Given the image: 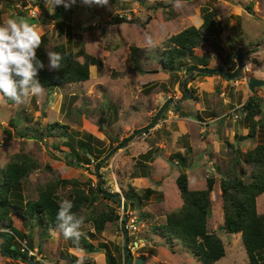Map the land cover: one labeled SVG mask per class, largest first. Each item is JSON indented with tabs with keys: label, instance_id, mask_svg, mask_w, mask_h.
Here are the masks:
<instances>
[{
	"label": "rangeland",
	"instance_id": "obj_1",
	"mask_svg": "<svg viewBox=\"0 0 264 264\" xmlns=\"http://www.w3.org/2000/svg\"><path fill=\"white\" fill-rule=\"evenodd\" d=\"M245 6H252L253 13L249 14ZM35 7L41 9L38 17L30 12ZM204 7L216 10L224 32L219 38L209 37L196 55L207 62V68L223 69L228 55L235 59L240 50H246L243 74L229 81L221 75L197 76L196 72L191 79L186 71H177L181 83H176L177 78L162 69L160 54L171 36L191 26H202ZM70 10L72 13L65 17L70 34L60 38L54 22L45 18V12L49 11L43 0H0V24L10 18H26L42 35L49 36L48 51H53L57 43H65L75 51L84 47L103 64L90 68L87 82L45 89L44 95L30 99L24 106L9 105L0 96V170L15 155L34 159L38 169L31 175L25 192L31 199L37 198L38 186L58 177L79 181L83 186L94 187L104 182L107 197L120 194L124 202L125 192L132 188L138 196L146 189L155 190L149 200L139 202L136 197L129 211L122 206L118 209L121 214L125 212V218L137 220L140 229L137 239H143L146 246L139 250V256H134L145 255L147 264H201L182 243L174 241L172 247L166 238L152 234L151 228L165 222L166 215L182 205L176 184L181 172L187 173L192 190L205 189L207 178L213 176L217 183L211 195L213 211L208 230L218 234L226 250V256L216 264H248L241 234L230 235L221 229L224 219L220 183L230 171L236 173L235 163L244 166L248 174L251 171L231 145H238L244 154L264 144V86L253 92L248 86L250 78L264 80V0H185V7L180 10L168 0H149L145 4L136 0H109L104 6L85 5L77 0ZM117 18L130 23L116 24ZM145 33L153 34L159 47L147 51L143 47ZM193 63L190 60L186 64ZM183 82H187L186 88H182ZM181 88L191 97L184 98ZM253 95L262 100L263 114L258 134L252 139L246 137L244 112H238L241 118L235 119L230 103L225 100L231 98L241 103ZM194 97L198 100H193ZM170 100L181 111L169 105L153 128L138 133L152 125ZM55 122L69 126L73 144L79 150L80 140L89 141L94 153L103 160L99 172L96 162L67 166L56 160L55 155L61 153L55 147L68 149L64 145L66 138L47 133L48 126ZM203 129L206 130L202 132ZM89 136L95 140L90 141ZM179 153L188 159L186 168L169 162L171 156ZM70 192V188L61 189V201L69 200ZM107 204L113 202L103 197L95 201L98 210ZM257 206L259 214L264 215V195L257 199ZM142 216L147 218L144 220ZM86 224L89 227L82 229L86 237L96 245L107 243L119 255L115 246L123 247L127 239L118 223L107 224L101 236L95 234L92 223ZM16 229L31 238V245L29 239L25 240L43 258V262L34 260L40 264H68L63 256L74 249L70 240L50 231L48 236L33 222L16 221ZM135 238L130 236L129 240L134 242ZM3 244L0 239V264H28L7 256L2 251ZM82 254L77 257H85V264H107L101 258L103 252Z\"/></svg>",
	"mask_w": 264,
	"mask_h": 264
},
{
	"label": "trees",
	"instance_id": "obj_2",
	"mask_svg": "<svg viewBox=\"0 0 264 264\" xmlns=\"http://www.w3.org/2000/svg\"><path fill=\"white\" fill-rule=\"evenodd\" d=\"M136 1L145 4L149 0ZM244 9L249 14L253 13L252 6H245ZM70 13H72L71 10H66L63 6L56 7L54 15L45 12V18L54 22L60 38L70 34L69 26L65 20V17ZM217 16L216 10L204 7L202 8L204 22L200 28L191 26L179 34L171 36L166 41V47L160 54L159 62L164 71L177 78L176 83H181L179 73L174 71L178 68H181V71H186L191 79L196 75L213 76L203 73L194 75V73L196 69L208 67L207 62L196 55L197 51L202 48L209 37L219 38L224 32L222 23L217 19ZM132 23H135V20ZM42 39L43 43L37 50V56L47 65V52L51 40L47 34L42 35ZM217 46L220 48L219 45ZM53 51L64 56L61 71L51 72L45 68L39 71L37 76L40 83L48 90L67 84L87 82L90 79V68L103 65L100 60L89 54L84 47L75 51L74 48L65 43H57L53 46ZM227 59V62H225L227 65L223 70L234 74L238 68V63L233 60L232 55H228ZM235 59L237 60V56H235ZM190 60H194V63L186 64ZM215 75L220 76V74ZM248 75L252 77L251 74ZM186 87L187 82L184 83L182 88ZM181 92L185 98V94L183 91ZM4 99L9 105H15L11 100L5 97ZM193 100L198 99L194 97ZM243 110H245L242 116L247 129L246 137L253 139L257 136L262 123V100L254 95L250 96L245 102ZM177 111L180 112L181 108L179 107ZM11 124L14 125L13 120ZM7 132L9 133L8 130ZM47 133L50 136L67 139V142H64L67 151H63L59 146L55 147L61 153V155H55L56 160L63 161L67 166L91 165L96 162L97 165L102 167L103 160L94 153L89 141L80 140V150L76 148L73 144L74 138L69 126L55 122L48 126ZM26 135L28 136V134ZM88 139L90 141L95 140L93 136H89ZM231 148L237 155H240L243 165L249 166L251 171L248 174L244 166L235 163L236 173L230 171V174L221 180L224 231L230 235L241 234L248 255V264H264V215L259 214L257 206V199L264 195V144H258L244 154L238 145H231ZM151 150L153 151V147ZM101 151H99L100 154ZM150 153L151 151L146 154V157L147 155L150 156ZM169 162L186 168L188 159L179 153L171 156ZM37 169L38 164L31 157L15 155L7 166L0 170V235L8 238L6 251L12 256L22 255L27 257L26 254L20 252V245L16 238L20 240L27 238L30 240L29 244L31 245V238L16 229V221L33 222L37 227L45 230L46 235H48L50 229L55 228L58 223L56 215L61 202L59 196L61 189H71L69 200L74 205L72 211L78 215H83L86 223H92L96 235L101 236L107 230V224L109 223H118L119 225L121 214L118 209L121 208V205L116 199L107 197L108 192L103 190L102 185L104 182L101 181L93 187L91 185L83 186L79 181L58 177L43 186H38L36 199L28 197L25 192L30 183L31 175ZM48 169L52 170L51 167H48ZM245 177H247V180ZM216 183V179L209 176L205 189L192 190L187 173L181 172L176 179V184L181 195L182 205L178 209L170 211L166 215L165 222L155 224L151 228L152 234L166 238L172 247L174 241L182 243L201 264H216L226 256L223 240L217 233H210L208 230V221L213 211L211 195ZM134 192V188L125 192L126 211H129V208L135 205L134 199L136 197L139 202L149 200L156 191L149 188L141 196ZM116 195L120 197V194ZM99 197L112 201L113 205L107 204L103 209L98 210L95 201ZM142 217L144 220L147 218L146 216ZM122 221L125 222V219ZM149 239L151 240L152 237H149ZM70 241L74 249L83 250L86 253L103 252L107 264H129L130 262L132 254H126L123 247L115 246L119 254L116 256L107 243L96 245L85 235L80 238L78 244L73 240ZM121 255L123 256V262L121 261ZM77 258L69 252L63 256V259L68 261L69 264H77ZM140 258L144 261L147 259L145 255L140 256Z\"/></svg>",
	"mask_w": 264,
	"mask_h": 264
},
{
	"label": "clouds",
	"instance_id": "obj_3",
	"mask_svg": "<svg viewBox=\"0 0 264 264\" xmlns=\"http://www.w3.org/2000/svg\"><path fill=\"white\" fill-rule=\"evenodd\" d=\"M85 5H107L109 0H81ZM50 14H55L58 6L70 10L77 0H43ZM175 9L185 7V0H168ZM43 43L42 34L37 27L26 18H10L0 24V96L11 100L17 106L27 105L30 99L39 98L45 93L44 86L37 79L39 71L47 68L51 72H59L64 56L58 52L48 51V63L40 60L37 50ZM143 47L152 51L159 47L153 34H144ZM71 200L64 199L59 203L56 215L57 224L50 229L52 235H62L65 240H73L77 244L85 235L82 229L88 228L83 215L73 212ZM133 256V255H132ZM135 258V257H134ZM85 257L77 258V264H84Z\"/></svg>",
	"mask_w": 264,
	"mask_h": 264
},
{
	"label": "water",
	"instance_id": "obj_4",
	"mask_svg": "<svg viewBox=\"0 0 264 264\" xmlns=\"http://www.w3.org/2000/svg\"><path fill=\"white\" fill-rule=\"evenodd\" d=\"M122 23H130L127 19L125 18H117L116 19V24H122ZM246 52V50H240L237 54V59H238V68L236 70V72L234 74L232 73H228L226 71H224L223 69H219V68H215V69H210V68H199L196 69L195 72L196 73H203V74H208V75H215V74H220L221 76H223L224 78H226L229 81H233L238 79L242 74H243V69H244V53ZM181 68L175 69V72H181ZM184 82L181 84V86L183 87ZM248 86L251 92H253L256 88L262 87L264 86V80L261 79H257V78H250L248 80ZM183 93L185 94V97L190 98L191 96L188 95V93L182 89ZM173 104L176 108H178V105H175L174 100H170L165 106L164 108L159 112V114L156 116L154 122L152 123L151 126L144 128L143 130L139 131L138 133H145L146 131H149L151 128L154 127V125L156 124L157 120L159 119L160 115L162 114V112L164 111L165 108H167L169 105ZM245 113V110H244ZM132 139V138H130ZM97 171L99 172V165L97 167ZM109 195V194H108ZM112 198L116 199L118 201V203L122 206L123 210L126 211V205L124 203V200L122 198H120L117 195H113ZM221 229H225L224 226L221 227ZM0 237L4 240V244L2 245V251L9 257L13 258V259H17V260H22L25 261L28 264H40L38 261L32 259V258H28V257H24L22 255H18V256H12L8 251H6V246L8 245V238L6 236H2L0 235ZM126 244H128V241L126 242ZM126 254H130L129 250L126 247ZM129 264H146V261H144L142 258L137 257L134 258V256L131 255L130 257V262Z\"/></svg>",
	"mask_w": 264,
	"mask_h": 264
},
{
	"label": "built area",
	"instance_id": "obj_5",
	"mask_svg": "<svg viewBox=\"0 0 264 264\" xmlns=\"http://www.w3.org/2000/svg\"><path fill=\"white\" fill-rule=\"evenodd\" d=\"M31 15L33 17H38V13H41V9H39L38 7H35L34 9H32L31 11ZM238 110H233V115L235 119H240V115L238 114ZM121 214V213H120ZM125 212L122 211L121 214V220L119 222V229L122 233V236L124 238L127 239L128 244H126L125 242L123 243V250L126 252V247L129 250V253H131L133 256L134 255H138V252L141 248L145 247V243L143 239H137V236H139L140 234V229L138 228V223L136 219H130L128 218V216L125 218ZM125 219V222H123L122 220ZM9 233H11L10 231H7ZM130 236L132 237H136L134 242H131L129 240ZM19 245H20V252L22 254H26L28 258H32V259H36L38 261H42L43 262V258L42 256H39L38 251L34 250L32 248H30V246L27 243V240H20L18 238H16Z\"/></svg>",
	"mask_w": 264,
	"mask_h": 264
},
{
	"label": "crops",
	"instance_id": "obj_6",
	"mask_svg": "<svg viewBox=\"0 0 264 264\" xmlns=\"http://www.w3.org/2000/svg\"><path fill=\"white\" fill-rule=\"evenodd\" d=\"M240 10H237V12H239ZM234 61H236V59H233ZM245 60H247L245 57H244V62H245ZM224 66H226V65H224ZM223 66V67H224ZM246 94H247V92H246ZM244 100V99H243ZM242 100V102L240 103V102H236V101H233L231 98L230 99H226L225 101L227 102V103H230V108H231V111L232 110H238V111H240V112H244V110H242L243 109V106H244V104H245V102H246V100H244L243 101ZM242 110V111H241ZM206 130V129H205ZM204 129L202 130V132L203 131H205ZM233 132H234V130H233ZM0 239H2L1 237H0ZM83 252H85V251H83V250H77V249H70V251H69V253L70 254H73V255H75L76 257L77 256H79V255H83L82 253ZM135 257V256H134ZM101 258H103L104 260L106 259V257H105V254H101ZM136 258V257H135ZM68 264H69V262H68ZM96 264H97V262H96ZM147 264V263H146Z\"/></svg>",
	"mask_w": 264,
	"mask_h": 264
}]
</instances>
